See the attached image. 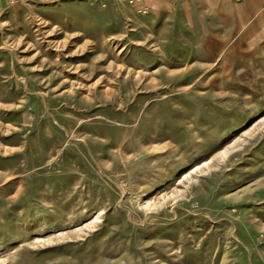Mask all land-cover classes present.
<instances>
[{
    "label": "rangeland",
    "instance_id": "1",
    "mask_svg": "<svg viewBox=\"0 0 264 264\" xmlns=\"http://www.w3.org/2000/svg\"><path fill=\"white\" fill-rule=\"evenodd\" d=\"M215 8L0 0V264H264V21Z\"/></svg>",
    "mask_w": 264,
    "mask_h": 264
},
{
    "label": "crops",
    "instance_id": "2",
    "mask_svg": "<svg viewBox=\"0 0 264 264\" xmlns=\"http://www.w3.org/2000/svg\"><path fill=\"white\" fill-rule=\"evenodd\" d=\"M188 5H196L204 8L213 14L224 16L223 12L215 7L229 6V13L234 14L237 21H246L242 36H248L251 31L261 25L264 21V0H181ZM227 10V9H226ZM228 12V11H227ZM240 21V23H241Z\"/></svg>",
    "mask_w": 264,
    "mask_h": 264
},
{
    "label": "built area",
    "instance_id": "3",
    "mask_svg": "<svg viewBox=\"0 0 264 264\" xmlns=\"http://www.w3.org/2000/svg\"><path fill=\"white\" fill-rule=\"evenodd\" d=\"M132 2L134 1V0H131ZM136 1H139V0H136Z\"/></svg>",
    "mask_w": 264,
    "mask_h": 264
}]
</instances>
